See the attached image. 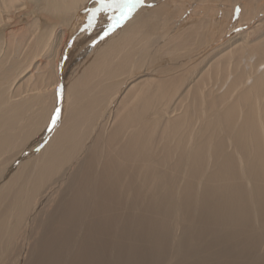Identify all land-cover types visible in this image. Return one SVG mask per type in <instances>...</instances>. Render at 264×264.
<instances>
[{"label":"bare ground","instance_id":"1","mask_svg":"<svg viewBox=\"0 0 264 264\" xmlns=\"http://www.w3.org/2000/svg\"><path fill=\"white\" fill-rule=\"evenodd\" d=\"M112 3L0 0V264H264V0Z\"/></svg>","mask_w":264,"mask_h":264},{"label":"snow or ice","instance_id":"2","mask_svg":"<svg viewBox=\"0 0 264 264\" xmlns=\"http://www.w3.org/2000/svg\"><path fill=\"white\" fill-rule=\"evenodd\" d=\"M140 2V0H113V3L109 5L110 7H114L120 9V19L126 20L132 14L133 9L136 8V5ZM59 112L57 111V117ZM55 122V118H54Z\"/></svg>","mask_w":264,"mask_h":264},{"label":"rangeland","instance_id":"3","mask_svg":"<svg viewBox=\"0 0 264 264\" xmlns=\"http://www.w3.org/2000/svg\"><path fill=\"white\" fill-rule=\"evenodd\" d=\"M32 9H33V8H32L31 6H29L28 10H26L25 12H23V13H21V14L19 13V14H18L19 16H17V18L15 19V23H14V22L12 23V26H13V27H15V26L17 27V26H20L21 24H24V21H22V20H20V19H24V18H26V15H27L30 11H32ZM240 11H241V10H240ZM240 11H239V12H240ZM18 17H19V18H18ZM16 20H17V21H16ZM28 20H30V19L28 18ZM19 21H21V22H19ZM17 22H18V23H17ZM243 27H244V25L241 24V25H240V28H241V29H237V30H238V31H243V30H244ZM220 33L224 34V32H220ZM226 33H227V32H226ZM226 33H225V34H226ZM230 34H231V33H230ZM230 34H229V36H230ZM222 42H223V39H222L221 42H218V43L222 44Z\"/></svg>","mask_w":264,"mask_h":264}]
</instances>
